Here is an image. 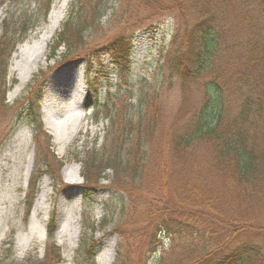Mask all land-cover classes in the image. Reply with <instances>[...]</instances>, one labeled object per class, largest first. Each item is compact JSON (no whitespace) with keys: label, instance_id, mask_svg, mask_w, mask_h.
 <instances>
[{"label":"rangeland","instance_id":"374dc122","mask_svg":"<svg viewBox=\"0 0 264 264\" xmlns=\"http://www.w3.org/2000/svg\"><path fill=\"white\" fill-rule=\"evenodd\" d=\"M181 1L71 0L49 42L45 64L18 93L22 74L12 70L14 55L32 36L39 38L50 12L62 0H8L0 5V40L7 29L9 38L18 40L5 78L0 66V163L20 131L29 142L27 155H32L28 176L27 160L17 168L9 158L0 170V264H101L99 252L110 243L115 246L112 264H191L188 259L194 261L203 246L213 251L227 241H231L227 252L243 242L264 252V230L258 233L260 227L264 229V195L256 197L257 181L229 183L213 165L214 148L207 140L194 141L177 158L174 138L188 132L204 106L213 113L223 107L224 121L233 120L248 86L236 79L246 59L224 64L241 54L230 38L229 49L221 50L213 62V72L194 79L189 73L185 77L183 64L175 69L173 53L181 48L188 24L180 20L179 10H161ZM249 1L258 11L263 5V0ZM203 2L221 6L217 0H184L191 28L206 7ZM67 25L75 31L83 29L80 45L68 51L92 59L95 68L101 64L100 73L87 74L85 60L79 67L76 62L59 65L67 50L58 35ZM258 28L264 34L262 20ZM125 37H132L134 46L129 70L126 64L114 66L104 54V46ZM79 75L89 87L83 105L90 109L73 130L70 144L63 147L39 108L52 82L59 85ZM209 79L216 80L214 90L205 85ZM30 105L38 108L27 112ZM249 133L251 140L254 132ZM116 156L118 165L108 167ZM93 157H100L104 167L91 170L90 176L99 182L92 193L83 174L89 173L86 162ZM68 167L79 172L77 183L66 182ZM177 185H190L192 195L199 191L197 196L209 197L199 211L206 219L199 215L196 219L207 227L221 226V231L195 239L191 233L195 228L189 226L176 237L156 232L163 218L177 223L180 207L188 210L183 217L191 214L184 202L195 198L175 197ZM43 192L44 208L38 210L35 205ZM190 211L195 215L196 210ZM51 227L54 241L47 238ZM233 231L237 233L232 235ZM94 242L100 244L92 259L89 250Z\"/></svg>","mask_w":264,"mask_h":264},{"label":"trees","instance_id":"16d2710c","mask_svg":"<svg viewBox=\"0 0 264 264\" xmlns=\"http://www.w3.org/2000/svg\"><path fill=\"white\" fill-rule=\"evenodd\" d=\"M6 1L8 0H0V5L5 4ZM217 1H219L221 6L213 7L211 4L203 2L206 7L200 12V16L196 18L192 28L187 23L189 12L186 9L184 0L172 7L162 8L161 11L165 12L175 9L179 10L180 20L188 24L181 48L173 53L175 69L179 70L183 64L185 77L189 73L194 79L202 77L206 72H213V62L219 59L221 50L229 49L230 38V40L232 39V46L238 49L241 54L230 57V61L226 60L224 64H228L231 61V63H234V61L238 62L242 58L246 59L244 69L237 75L236 79L248 84L245 89L247 94L241 103L240 112L233 120L230 119L227 122L224 121L223 107L213 113L206 110V106H204L199 119L194 120L188 126V132L185 131V133L178 134L174 138V146L178 149L177 158H180V152H186L192 148L194 141L207 140L214 148L212 161L220 174L224 176L226 174L228 182L236 186L257 181L255 187L259 188V190L255 191L256 197H259V195L263 197L264 34L258 28V23L261 20L264 23V0L259 11L257 7L250 5L249 0L242 1L240 4H236L234 0ZM71 30L77 33L75 37ZM82 30L78 29V31H75L67 25L58 35L60 43L62 42L66 45L67 52L63 56L64 59L72 55L73 51H68L69 48L72 49V46L80 45L81 40L78 39L82 37ZM8 34L9 31H5L3 39L0 41V66L4 69V78L9 65V57L16 43V41L10 40V44L6 45ZM104 51V54L111 57L115 66L121 64L128 66L130 65L133 51L132 37L114 39L110 45L104 46ZM91 60L89 59V67L94 70L95 67L90 64ZM99 66L101 64L97 66L96 70L100 68ZM214 81L216 80L209 79L205 83L208 90H214L212 88L214 83L216 84ZM251 130H253L254 135L249 140V132ZM119 161L120 158L116 156L114 160H110L112 165H106L115 167ZM86 165L89 173H84L83 177L87 180V184L97 186L99 183L98 179L96 180L93 175H90L92 169H100L104 165L102 159L93 157L91 160H87ZM176 169H178L179 173V166ZM45 171H47V168H45ZM192 189L190 185H177L175 188L173 187V193L175 197L185 195L188 198H195L194 202L196 203L184 202V205H187L190 210H196L195 215L189 210L191 214L188 213L187 218L183 217L188 210L180 207L177 212L178 217H176V219L179 218L177 223H174V220L169 221L168 217L163 218L162 222L157 225L156 232L160 234L168 232L169 235L176 237L183 234L181 232L183 230L182 227L189 226L195 228V232H191L192 238L195 239L198 236H215L216 233L221 231V226L214 228L210 224L207 227L204 222L196 219L198 215L206 219L204 214L199 213V211L209 201V197L204 194V196H197L199 191L196 195L193 192L192 195ZM198 198H201V200L199 201ZM263 230L260 227L258 233L263 232ZM233 232L232 235L237 233L236 231ZM50 237L53 238L52 232ZM229 244H231V241H227L221 247H215L213 251L209 250V247L203 246L197 252L199 256L194 261L193 259H188V262L191 264H264V252L260 247L243 242L241 246L231 247L230 251L227 252L226 249L230 246ZM96 245L97 242L93 243L90 251H93ZM221 251L226 252L221 254Z\"/></svg>","mask_w":264,"mask_h":264},{"label":"bare ground","instance_id":"6f19581e","mask_svg":"<svg viewBox=\"0 0 264 264\" xmlns=\"http://www.w3.org/2000/svg\"><path fill=\"white\" fill-rule=\"evenodd\" d=\"M71 0H62L60 6L57 10L50 12L48 17V23L46 27L39 33V38L35 39V35L31 37V42H24L19 46L18 51L15 53V62L12 66L13 71H20L22 74L21 82L16 86L15 93L20 92L24 85L32 78L33 74L38 72L42 65L46 62V55L48 51L49 42L52 40L56 31L60 27L63 19L64 12L69 5ZM1 22V20H0ZM36 33V34H38ZM80 65V63H77ZM72 80V85H74V77L70 78ZM53 87V88H52ZM52 90L50 89L48 93L54 94L53 99L45 107L46 122L48 123V128L51 130L52 134L56 137V141L60 143L63 147L70 144L72 141L73 130L80 124L83 112L77 109L80 103V97L74 104H68L61 100L60 95L57 94L59 90L57 87L54 88V83L52 85ZM72 107V108H71ZM75 107V109H74ZM80 108V106H79ZM29 148V142L25 137H23L22 131L18 132L12 138L10 144L8 145L0 163V170L7 166V160L10 158L18 167H22L25 160L28 161V171L26 175H29L30 164L32 160V155H27ZM79 172L74 167H71L65 171V180L68 183H77L79 181ZM46 182V180H45ZM44 192L37 199L35 208H44L43 201ZM75 232L72 233V237ZM34 235V232H32ZM75 237V236H74ZM100 263L101 264H112L115 256V246L114 244H106L99 252Z\"/></svg>","mask_w":264,"mask_h":264}]
</instances>
